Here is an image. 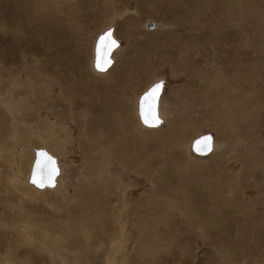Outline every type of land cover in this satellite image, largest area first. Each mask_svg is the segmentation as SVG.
Here are the masks:
<instances>
[{"label":"rangeland","instance_id":"rangeland-1","mask_svg":"<svg viewBox=\"0 0 264 264\" xmlns=\"http://www.w3.org/2000/svg\"><path fill=\"white\" fill-rule=\"evenodd\" d=\"M0 23V86L15 87L0 92V264H264V0H0ZM111 25L121 48L100 73L94 45ZM135 77L120 131L115 113L103 123L108 92ZM160 78L165 123L148 128L137 97ZM207 132L217 149L201 156L191 141ZM42 135L64 174L37 193L28 157ZM20 215L47 232L26 234Z\"/></svg>","mask_w":264,"mask_h":264},{"label":"bare ground","instance_id":"bare-ground-1","mask_svg":"<svg viewBox=\"0 0 264 264\" xmlns=\"http://www.w3.org/2000/svg\"><path fill=\"white\" fill-rule=\"evenodd\" d=\"M164 2V1H163ZM162 2V3H163ZM159 5H161V4H159ZM152 10V9H151ZM174 11V10H173ZM154 12V11H153ZM158 12H156V14H157ZM174 13H176L175 11H174ZM197 13H199V16L201 17V14H202V12L200 11V10H198L197 11ZM4 18V17H3ZM200 19V18H199ZM5 21V20H4ZM2 22V21H1ZM147 22H149V21H147ZM147 22H145V27H146V24H147ZM151 22H153V21H151ZM2 23H4V22H2ZM154 24H155V27L154 28H147V29H149V30H153V29H155L156 27H157V23H155V22H153ZM0 25H2L1 23H0ZM109 27H113L114 28V34H115V26H109ZM108 27V28H109ZM5 28V27H4ZM107 29V28H106ZM7 31V30H6ZM103 32V31H102ZM7 33H8V31H7ZM116 37V36H115ZM117 38V37H116ZM120 42V41H119ZM121 46V42H120V45L114 50V52H113V54H112V57H113V64H114V62H115V57L117 56V51H118V49H119V47ZM94 47H95V45H94ZM121 48V47H120ZM11 50V49H10ZM29 54V52L28 51H26V50H23V54L24 55H22V56H25L26 57V54ZM116 53V54H115ZM24 60V59H23ZM92 60L94 61V55H93V58H92ZM112 64V65H113ZM112 65H111V67H112ZM16 66V65H15ZM110 67V68H111ZM109 68V69H110ZM12 69V68H11ZM24 69V67H20V71H19V74L21 73V71ZM109 69H107V70H109ZM7 70H9V72L8 73H10L9 74V76L11 75V72H10V69H7ZM13 70V69H12ZM96 70V69H95ZM96 71H98V70H96ZM98 72H104V71H98ZM1 73V72H0ZM3 73V72H2ZM8 73H6L5 75H7ZM38 75V74H37ZM4 76V75H3ZM33 76V75H32ZM126 76V74H124V76L123 77H125ZM5 77V76H4ZM6 77H8V75L6 76ZM114 77H116V76H114ZM10 78V77H9ZM30 79H31V81H32V91L30 92L29 90H27V92H26V94H30V93H32V95L33 96H31V97H35L34 98V105H37L38 103H39V100L41 99L40 97H41V94H40V92H39V83L36 81V78L35 77H29ZM141 77H135V78H130V79H123V82H122V89L120 88V86L117 84V83H114L111 87H110V89H109V92H108V94L109 93H111V95H113L115 98H116V102H115V105H114V102L112 101V104L110 103V107H107V111L109 112V113H107L106 114V119H104L103 120V123H108V124H111L110 122H109V120H108V118H109V115H110V113H115L116 115H117V118H118V123H119V125H120V121H121V119L123 118V123L121 124V129L119 128L118 130H120V131H127V129H126V127H127V123H126V121L124 120V116L125 115H127L128 114V112L124 109V105H123V103H125V102H127V99H132V97H133V94H135V90L137 89L136 88V86L135 85H138V80L140 79ZM50 79V78H49ZM49 79H47V80H49ZM160 79H162V78H160ZM17 80H18V82L21 80V77H17ZM40 80V79H39ZM91 81V80H90ZM157 81V80H156ZM165 81V80H164ZM92 82H95V81H92ZM155 82V81H154ZM153 82V83H154ZM89 83V82H88ZM13 79L11 78V81L9 80V82L5 85V84H3L2 86H0V92H2L1 94H3V93H6V92H9V93H11V94H13V93H15V91H14V88L15 87H13L12 88V86H13ZM90 84V83H89ZM20 85V84H19ZM91 85V84H90ZM98 85H100L101 87H102V91H100L97 95L95 94V93H93V94H91V96H89L88 94V97H89V99L90 100H95L96 102H97V104H95L94 106H98V104H99V98H100V96L99 95H102V96H105V94H104V89H105V87H106V85H107V82L105 81V80H99V84ZM149 87V86H148ZM147 87V88H148ZM146 88V89H147ZM164 88H165V82H164ZM63 89H64V87H63ZM145 89V90H146ZM16 90H17V88H16ZM50 90H52L51 88H50ZM144 90V91H145ZM118 91H121V98H119L118 97ZM163 91H164V89H163ZM8 93V94H9ZM20 93V92H19ZM72 93H75V94H79L78 92H76L75 90H73L72 91ZM89 93H91L90 91H89ZM142 93V92H141ZM141 93H139V95H138V97H137V113H138V99H139V96H140V94ZM48 94H50L49 92H48ZM162 95H163V93H162ZM162 95H161V97H160V100H159V113H160V116L162 117V119H163V123H162V125L165 123V118H166V115H165V110H164V108L161 106V99H162ZM107 97V96H106ZM5 98V97H4ZM43 98V97H42ZM55 98V97H54ZM12 99H13V97H12ZM11 99V100H12ZM71 99V98H70ZM69 99V100H70ZM48 100V99H47ZM8 102H10V101H8ZM70 102V101H69ZM73 102V101H72ZM103 102L104 103H106L107 105L109 104V101L106 99V98H104L103 99ZM123 102V103H122ZM53 103V102H52ZM104 103H102V105H101V110H102V107H104ZM51 105H53V104H50V106ZM13 107H14V105H13ZM71 107H72V104H71ZM70 107V108H71ZM16 108L14 107V108H12L11 110H10V114H11V118L9 119L11 122L13 121V124H12V127H14V128H12L11 130V132L10 133H8V140L9 141H13L14 143H16L17 141H19V139L21 140L24 136H25V134L22 132V131H20V129H19V127H22V125H21V123L23 122L22 121V118L21 117H19L18 116V111H19V109H18V111H16L15 110ZM51 109V108H50ZM75 109V108H74ZM119 109V110H118ZM35 110V109H34ZM81 110V109H80ZM134 110H135V105H134ZM53 111V110H52ZM136 111V110H135ZM103 113H105V111L103 110ZM137 113L135 112V114L137 115ZM35 117L34 118H38V120L37 119H34L33 120V122H31L30 123V125H33L34 123H36V122H38L39 123V126H40V121L42 120V114L41 113H39V111H37V110H35ZM138 116H139V114H138ZM137 116V117H138ZM10 117V116H9ZM47 119V118H46ZM138 119V118H137ZM139 119H140V117H139ZM48 121H50V120H48ZM139 121H141V120H139ZM17 123V124H16ZM51 123V122H50ZM142 123V122H141ZM52 124V123H51ZM50 124V125H51ZM143 124V123H142ZM144 125V124H143ZM162 125H160V126H157V127H149V126H146V125H144L145 127H148V128H159V127H161ZM53 126V125H52ZM54 126H56V125H54ZM104 127V126H103ZM109 127H110V130L109 129H107V128H105V130L106 131H108L107 132V135H108V139H110L111 141H114V139H116V137H115V134H116V136L118 137V134L116 133V131L117 130H113V127H111V125H109ZM30 128H34V127H30ZM65 130V129H64ZM66 130H68V129H66ZM68 131H70V130H68ZM41 132V131H40ZM52 132V131H51ZM115 132V133H114ZM130 132V131H129ZM184 132H186V131H184ZM64 133V132H63ZM69 133V132H68ZM131 133V132H130ZM72 134V133H71ZM185 134V133H184ZM213 134V133H212ZM11 135V136H10ZM12 135H14V136H12ZM41 135V134H40ZM52 135V134H51ZM44 136V137H43ZM167 137H169V138H171V135H167ZM49 138H51V137H49ZM213 138H214V143H213V150H212V152L211 153H213V151L214 150H216L217 149V145H216V142H215V136H214V134H213ZM166 139V138H165ZM194 140V139H193ZM192 140V141H193ZM38 144H44V146H40V147H38V148H34V156H33V154H30V157H28V158H33V161H34V159H35V151L37 150V149H46L47 151H49L52 155H54L50 150H49V148H48V146L49 147H52V145H50L49 143L50 142H53V139L51 138V140H48L47 139V137L45 136V135H42V137L41 136H39L36 140H35ZM192 141H191V145H192ZM14 143H12V145H10V144H8L9 146H7L6 148H10L11 149V146H13L12 148L14 149ZM18 143V142H17ZM53 144H55V142H53ZM56 145V144H55ZM21 146V145H20ZM45 146H47V147H45ZM243 147V146H242ZM127 148V146H125V149ZM21 149V148H20ZM192 149V148H191ZM22 150H23V154H24V147H22ZM19 151V150H18ZM17 151V152H18ZM26 151V150H25ZM27 151H29V150H27ZM11 152H13V150L11 149ZM194 152V151H193ZM22 153V152H21ZM211 153H209V154H211ZM15 154V153H14ZM208 154V155H209ZM118 155V157H120L121 155L120 154H117ZM55 156V155H54ZM201 156H205V155H201ZM56 158H57V162H58V165H59V169H60V173H59V175H58V177L56 178V185L54 186V187H45V188H38V187H36L33 183H31V182H29V175H30V172H28L29 173V175H28V178H27V182L29 183V184H31L32 186H30V185H28V186H26L27 187V189H30L31 187H33L34 189H35V191L37 192V193H41V191L40 190H44V189H49L51 192H53V191H56V189L55 190H53V188H55L57 185H59L58 184V182L60 183V185H61V183H62V180H63V170H62V167H61V165L59 164V160H58V157L57 156H55ZM19 158V157H18ZM14 161V160H13ZM20 161V160H19ZM26 161V160H25ZM33 161H32V163H33ZM21 162V161H20ZM23 162V161H22ZM22 165V164H21ZM108 165H110V164H108ZM12 166H13V163H12ZM18 166V165H17ZM23 167V165L20 167V168H22ZM31 167H32V164H31ZM109 167V166H108ZM13 169H15V168H13ZM175 169V168H174ZM20 170V169H19ZM30 171H31V169H30ZM93 171V170H92ZM258 171V170H257ZM14 172V171H13ZM61 173H63L62 174V176L61 177H59L60 175H61ZM13 176V175H12ZM12 176H11V179H10V182H12V183H16L17 181H18V177H16L15 175L13 176V178H12ZM9 181V180H8ZM19 183H21V181L19 182ZM23 183H25V182H23ZM103 183V182H102ZM11 186H12V184H11ZM24 186V185H23ZM19 187L20 186H15V188L17 189V191H19V192H21V193H23L22 192V190L21 189H19ZM61 187V186H60ZM59 187V188H60ZM103 187H105V186H103ZM15 188H13L14 189V192H16V189ZM24 188V187H23ZM58 188V187H57ZM58 188V189H59ZM12 190V189H11ZM53 190V191H52ZM45 193V192H44ZM99 193V192H98ZM14 194H17V196L19 195V193L17 192V193H14ZM23 199V198H22ZM92 211H93V209H92ZM88 213V212H87ZM87 213H84V215L85 214H87ZM125 213V212H124ZM121 216V215H120ZM20 221H24V223L22 224V226H23V232H24V230H26L25 232H26V234H30L29 232H30V230H32V231H34V230H36L37 229V227H40L42 230H38V231H45V232H47V229H46V227L45 226H40L38 223H35V222H32L30 219H28V218H26L24 215H20ZM88 217V216H87ZM86 217V218H87ZM17 218V217H16ZM84 219V218H83ZM85 220V219H84ZM83 221V220H82ZM87 221V220H86ZM18 226H19V224H18ZM37 226V227H36ZM125 227V226H124ZM34 228H36V229H34ZM56 228V227H55ZM122 228V227H121ZM87 229V228H86ZM125 229V228H124ZM126 230V229H125ZM19 231V230H18ZM120 231H122V230H120ZM54 233H55V231H53ZM32 233V232H31ZM85 233V232H84ZM35 234H37V233H35ZM42 234V233H41ZM40 234V235H41ZM55 235V234H54ZM63 235H65V234H63ZM31 236V235H30ZM34 236V235H33ZM46 237H48V236H46ZM91 238V237H90ZM36 239V238H35ZM43 239V238H42ZM31 240H32V238H31ZM35 241V240H34ZM86 241V240H85ZM29 242H30V238H29ZM33 242V241H32ZM28 243V242H27ZM100 243V242H99ZM41 245V244H40ZM112 246V245H111ZM113 257V256H112ZM110 261V260H109ZM113 261H114V259H113ZM111 262V261H110ZM109 262V263H110Z\"/></svg>","mask_w":264,"mask_h":264},{"label":"water","instance_id":"water-1","mask_svg":"<svg viewBox=\"0 0 264 264\" xmlns=\"http://www.w3.org/2000/svg\"><path fill=\"white\" fill-rule=\"evenodd\" d=\"M146 27L154 28L155 24L149 21L147 22ZM109 31H111L112 33L111 39H115L118 43V46L120 45L119 40L115 37L113 27H109L105 29L97 36L94 47V61H93V65L96 70H98L96 67L98 55L102 67L106 69L104 71H107V69H109L113 64L114 59L112 57V54L117 47L114 46L111 51H107V49H105V47L100 43V37L105 35V33H108ZM107 60H111L110 65L106 63ZM164 82H165L164 79H158L157 81L152 83L145 91H143L139 96L138 114L141 122L146 126L157 127L162 125L163 123V119L159 113V100L163 93ZM157 83L161 85V88L157 93V99L155 101V108H154V111L158 116V121L154 119L152 116L151 109H152L153 101L151 97H149L147 101L144 100L145 95ZM142 108H143V115H142ZM145 117L148 118L147 124L145 123ZM213 143H214V138L212 133L210 132L202 133L194 138V140L192 141L191 148L198 155H208L213 150ZM59 173H60V169L57 162V158L46 149H37L35 151V159L32 163V167L29 175V182L33 183L38 188L54 187L56 185V178L58 177Z\"/></svg>","mask_w":264,"mask_h":264},{"label":"snow or ice","instance_id":"snow-or-ice-1","mask_svg":"<svg viewBox=\"0 0 264 264\" xmlns=\"http://www.w3.org/2000/svg\"><path fill=\"white\" fill-rule=\"evenodd\" d=\"M111 36H112V33H111V31H109L108 33H105V35L100 37V43L105 47V49H107V51H111L114 46L118 47L117 41L115 39H111ZM106 41H107V43H106ZM106 63L110 65L111 64V60H107ZM96 67L100 71L106 70L101 65L99 55H98ZM160 88H161V85L159 83H157L156 85L153 86V88L144 97L145 101H147L148 98L151 97V99L153 101V105H152V109H151L152 110V116L157 121H158V116L156 115V113L154 111V108H155V101L157 99V93H158ZM142 115H143V108H142ZM145 123L146 124L148 123V118L147 117H145Z\"/></svg>","mask_w":264,"mask_h":264}]
</instances>
